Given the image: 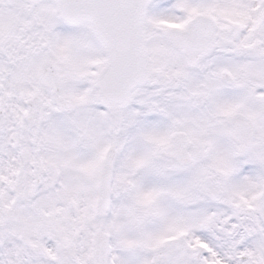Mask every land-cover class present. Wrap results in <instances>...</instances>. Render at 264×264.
Returning <instances> with one entry per match:
<instances>
[{
    "label": "snow or ice",
    "instance_id": "1",
    "mask_svg": "<svg viewBox=\"0 0 264 264\" xmlns=\"http://www.w3.org/2000/svg\"><path fill=\"white\" fill-rule=\"evenodd\" d=\"M0 264H264V0H0Z\"/></svg>",
    "mask_w": 264,
    "mask_h": 264
}]
</instances>
